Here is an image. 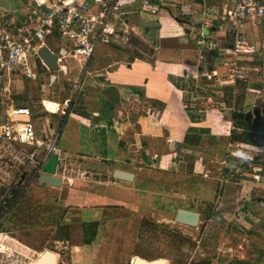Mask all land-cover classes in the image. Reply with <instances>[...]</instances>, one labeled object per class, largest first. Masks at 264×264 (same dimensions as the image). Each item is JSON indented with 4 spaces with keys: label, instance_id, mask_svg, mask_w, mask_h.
Returning <instances> with one entry per match:
<instances>
[{
    "label": "crops",
    "instance_id": "crops-1",
    "mask_svg": "<svg viewBox=\"0 0 264 264\" xmlns=\"http://www.w3.org/2000/svg\"><path fill=\"white\" fill-rule=\"evenodd\" d=\"M17 1L18 7L13 10L5 9V12L17 15L18 28L22 29L16 33L23 36V28H31L33 25L28 11L36 6L37 2ZM160 2L156 0L158 13L148 12L152 16H146L143 20L138 14L147 11L142 10L141 2L129 0L123 9L128 12L127 24L132 33L131 43L123 46H103L88 62L84 71L78 60L63 56L60 63L63 67H59L57 71L48 70L39 64L40 76L35 80L20 73L9 75L5 82L9 84L10 92L2 106H30L33 115L29 120L34 123L39 135L42 131L50 134L57 126L63 124L59 139L63 155L76 160L82 170L103 173L109 182L117 185L118 193L125 189L130 190L125 183L131 181L116 178L115 170L133 172L135 179H138L137 171L145 168L178 170L185 158L190 156L194 160V171L203 178V184L194 191L195 194L210 197L212 193H217L218 186L222 187L224 195L220 200L215 198L217 206L211 213L220 209V214L226 218L230 213L227 211L230 204L234 200L242 199L243 203L234 208L233 213L238 215L240 210L246 207L243 213L246 211L247 214V200L252 196L257 175H251L254 181H246L243 177L248 174L245 171L246 166L243 165H247V168L252 166L256 171L260 169L255 165V161L253 164L251 160L262 150H255L251 147L257 146L233 140L234 119L233 116L230 117L232 113L226 105L228 97L225 94L231 87H237L213 84L201 76L197 64L202 50L196 46L190 34L193 28L198 29L199 26L209 30L210 37L220 38L222 35L216 31L215 17L220 15L228 2L224 0L220 9H216V13L212 12L213 15L206 18L192 4L184 3V0H173L175 8H180L183 15L193 16L187 13V8L196 10L197 22L193 17L190 21L181 19L179 22V17L173 15L171 9H166L170 15L162 14L158 6ZM117 22L121 23L119 19ZM147 26L158 27L155 38L152 34H145L143 29ZM48 43L52 52L62 56V45L57 37L48 38ZM206 57L207 64L217 66L221 70V57L220 61L219 56L213 53L206 54ZM17 78H25L28 85L35 83L41 100L27 103L26 97L16 90L17 87L24 86V80ZM78 80L81 82V89L75 96L72 94L74 89L68 96L62 97L63 100L57 101L58 93L52 87L57 86L58 92L63 93L66 91L65 87L71 86L70 81L76 84ZM45 93L48 97H42ZM67 98H72V102L65 117L44 109L47 112L45 114L46 112L42 113L39 109L40 106L43 107L42 100H50L49 106L47 100L45 103L50 109H54L57 106L54 102L63 104ZM45 116L50 118L48 122L39 120ZM170 138L174 143H169ZM225 142L228 144L225 145ZM233 145L244 147L240 148V155H246L248 162H238L231 157L234 154ZM244 145L250 148H245ZM55 161L56 155L46 167L48 174L54 172ZM36 183L40 184L39 180ZM208 201L213 202L214 199ZM218 204H222L221 208ZM240 223L246 227L249 224L246 219ZM229 227L237 233H242V227L234 222H230ZM4 230L10 237L7 241L9 245L18 243L17 249L20 244L24 246ZM37 252L35 260L43 253ZM56 254L59 264V254Z\"/></svg>",
    "mask_w": 264,
    "mask_h": 264
},
{
    "label": "rangeland",
    "instance_id": "rangeland-1",
    "mask_svg": "<svg viewBox=\"0 0 264 264\" xmlns=\"http://www.w3.org/2000/svg\"><path fill=\"white\" fill-rule=\"evenodd\" d=\"M223 1L204 0L203 3H196L194 0H184V3L192 4L209 18L212 12L220 9ZM18 5L17 0H0V14ZM158 6L162 14L170 15L166 9H171L173 15L180 19L190 21L192 18L183 15L180 8H175L173 0H162ZM138 16L145 19L152 15L142 12ZM114 24L123 26L115 21ZM197 28L200 29L199 26ZM143 30L155 38L158 27L147 26ZM17 80H24V86L16 90L26 97L27 103L41 100L35 83L28 85L25 78ZM70 82L71 86L65 87L63 93L58 92L57 86L52 87L58 93L57 101L63 100L62 97L75 89L74 82ZM240 86L231 87L225 94L228 97L226 105L232 113L230 117L234 119L233 113L247 112L256 107L264 113V80L263 93L259 98ZM72 94L75 96V93ZM42 97H48V94ZM46 100L49 106L50 100ZM39 109L42 113L46 112L44 107L40 106ZM39 120L48 122L50 118L45 116ZM53 120L56 122L55 118ZM240 123L252 126L245 119ZM240 123L232 121L234 134H249L263 147L251 148L264 152V123L259 126V131L240 128L237 126ZM240 148L244 147L233 145L234 154L231 157L238 162L245 160L243 162L246 163L248 160L245 159L246 155H240ZM193 162V157L188 156L178 170L145 168L137 171L138 179L125 183L130 190L119 193L117 185L109 182L103 173H95L97 171L94 169L89 178H77L72 184L61 188L34 184L3 227L24 246L20 244L17 249L18 243L10 244V249H5L0 255V264H32L37 251L45 250L58 253L59 264H131L136 257L148 261L162 258L167 264H202L205 260L211 264H236L237 259L254 261L259 258L257 264H264V256L259 257V251H264V202L258 200L259 197L264 198V181L261 179L264 171L260 167L264 158L255 161L260 168L257 171L252 166L247 168V165H243L248 174L243 177L246 181H254L251 175H257L252 196L247 200V214L246 211L243 213L245 207L234 215V208L243 203L242 199L234 200L226 218L220 214V209L211 213L217 206L215 198L220 200L224 195L222 187L218 186L217 193H212L210 197L194 193L203 184V178L194 171ZM210 199L215 202H209ZM221 205L218 204L219 207ZM179 208L200 212L198 226L177 223L175 218ZM244 219L248 221V227L240 223ZM230 222L241 226L242 233L231 229Z\"/></svg>",
    "mask_w": 264,
    "mask_h": 264
},
{
    "label": "built area",
    "instance_id": "built-area-1",
    "mask_svg": "<svg viewBox=\"0 0 264 264\" xmlns=\"http://www.w3.org/2000/svg\"><path fill=\"white\" fill-rule=\"evenodd\" d=\"M151 14L158 13L156 0H134ZM162 1V0H158ZM28 17L31 28H23L19 36L17 18L13 12L0 17V255L9 250L10 238L4 224L19 206L27 192L47 173L51 158L56 155L55 170L51 175L62 178L63 185L72 184L77 178H89L91 172L79 168L76 160L65 157L59 147L63 124L50 134L39 135L29 118L33 111L28 105H11L4 108L10 92L5 80L14 73L35 80L40 76L39 63L46 67L39 55L41 46L49 47L48 38H58L62 56L58 54L59 67L63 56H70L82 64L83 71L103 46L127 45L132 33L127 24L128 12L123 9L129 0H36ZM218 17L216 31L222 36L212 38L209 30L194 29L190 32L202 53L197 67L201 76L213 84L238 87L259 98L264 80V0H227ZM197 22L196 10L187 8ZM186 13V11H185ZM118 19L121 23H118ZM122 24L123 26H116ZM22 29V27H21ZM21 29L19 31H21ZM222 58L221 70L206 63V54ZM50 85V83H48ZM81 82L75 84L77 93ZM42 100L44 109L51 113L68 115L72 98L50 109ZM264 115V113H262ZM64 123V122H63ZM52 129V128H51ZM169 143H174L170 138ZM6 250V251H7ZM1 262V260H0Z\"/></svg>",
    "mask_w": 264,
    "mask_h": 264
},
{
    "label": "water",
    "instance_id": "water-1",
    "mask_svg": "<svg viewBox=\"0 0 264 264\" xmlns=\"http://www.w3.org/2000/svg\"><path fill=\"white\" fill-rule=\"evenodd\" d=\"M196 2L203 3V0H196ZM177 21L181 22L182 20L177 18ZM38 52L41 59L51 71H57L59 69L58 54L52 52L46 45L41 46ZM239 117L245 119L247 122H251L254 127L264 123V115L259 107L247 112H240ZM259 154L264 156L263 151L259 152ZM114 176L118 179L126 181H134L135 179V174L133 172L123 170H115ZM261 179L264 181L263 176ZM39 183L59 188L63 186L62 178L47 173L40 175ZM258 200L264 202V198L262 197H259ZM200 217L201 213L198 211L180 208L177 210L175 221L184 225L198 226ZM48 254H51L50 260H47L46 258ZM34 264H57V255L51 253L49 250H46L35 260ZM131 264H167V262L165 263V259L162 258L148 261L143 258L136 257Z\"/></svg>",
    "mask_w": 264,
    "mask_h": 264
},
{
    "label": "trees",
    "instance_id": "trees-1",
    "mask_svg": "<svg viewBox=\"0 0 264 264\" xmlns=\"http://www.w3.org/2000/svg\"><path fill=\"white\" fill-rule=\"evenodd\" d=\"M239 113H240V111L239 112H236L234 114V120H237L238 123H240V120H244V119H241L239 117ZM237 126L240 127V128H244L246 130L247 129H251L253 131H259V126L254 127V126L246 125L245 123H240V125H237ZM234 133L235 132L233 131V134H232L233 140L240 141V142L247 143V144H251V145H254V146H257V147L258 146H261V144L259 143V141L258 140H255L254 138H252L249 134L243 135V136H239V135L237 136ZM246 133H249V132H246ZM248 135H249V137H248ZM263 158H264V156H261L260 154H258L256 157L253 158V161H256L257 159H263ZM260 167H261L262 171H264V163ZM263 226H264V224H263ZM93 235H94V233H93ZM260 255H261V257H263L264 256V251H261V252L259 251V257H260ZM258 260H260V259L257 258L254 261L237 259V260H235V263L236 264L237 263H239V264H257L258 263ZM202 264H211V262L208 261V260H205L204 262H202Z\"/></svg>",
    "mask_w": 264,
    "mask_h": 264
},
{
    "label": "bare ground",
    "instance_id": "bare-ground-1",
    "mask_svg": "<svg viewBox=\"0 0 264 264\" xmlns=\"http://www.w3.org/2000/svg\"><path fill=\"white\" fill-rule=\"evenodd\" d=\"M51 252V251H50ZM51 253H53V252H51ZM51 254H48L47 256H46V258H47V260H50V258H51V256H50ZM135 260V259H134ZM165 263H166V260H165Z\"/></svg>",
    "mask_w": 264,
    "mask_h": 264
},
{
    "label": "flooded vegetation",
    "instance_id": "flooded-vegetation-1",
    "mask_svg": "<svg viewBox=\"0 0 264 264\" xmlns=\"http://www.w3.org/2000/svg\"><path fill=\"white\" fill-rule=\"evenodd\" d=\"M259 126H261V125H259ZM200 219H201V217H200Z\"/></svg>",
    "mask_w": 264,
    "mask_h": 264
}]
</instances>
